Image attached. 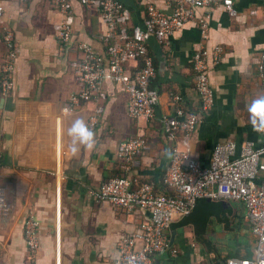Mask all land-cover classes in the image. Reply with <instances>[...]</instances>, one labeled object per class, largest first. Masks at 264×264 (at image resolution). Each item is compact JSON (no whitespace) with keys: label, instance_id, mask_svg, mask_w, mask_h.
<instances>
[{"label":"crops","instance_id":"obj_1","mask_svg":"<svg viewBox=\"0 0 264 264\" xmlns=\"http://www.w3.org/2000/svg\"><path fill=\"white\" fill-rule=\"evenodd\" d=\"M118 1L129 12L125 25L129 32L134 26L143 28L149 5L168 14L173 10L169 0ZM0 5V67L16 51L14 90L6 97L0 92V193L12 207L11 217L0 227V264L114 263L120 241L136 234L149 214L141 210L128 214L94 193L109 179L126 175L118 146L142 138L149 150L137 169L141 182L152 184L158 195L171 194L164 178L174 141L166 133V120L174 115L177 98L186 111L199 108L192 58L202 46H221L223 52L210 69L216 100L191 141L194 157L207 166L219 142L249 140L259 146L264 142V133L253 131L247 112V105L264 94L258 72L264 47L262 0H234L236 17L221 4L200 8L197 19L169 41L148 39L147 54L156 68L151 86L160 93L151 120L132 119L129 96L107 82L102 87L104 100L76 109L69 106L70 97L83 89L76 75L77 46L87 44L109 62L111 40L105 37L107 28L97 10L72 1L73 42L63 47L55 28L65 17L50 0H0ZM201 20L208 23L207 41ZM7 34L12 48L5 44ZM140 65L129 62L126 69L132 75ZM99 108L103 112L94 129L95 149H82L72 157L68 128L78 117L89 123ZM197 203L189 216L171 224L168 242L175 257L168 253L155 258L154 264H226L232 257L254 258L256 240L243 204L210 199ZM31 216L41 224L35 253L24 238V223Z\"/></svg>","mask_w":264,"mask_h":264},{"label":"built area","instance_id":"obj_2","mask_svg":"<svg viewBox=\"0 0 264 264\" xmlns=\"http://www.w3.org/2000/svg\"><path fill=\"white\" fill-rule=\"evenodd\" d=\"M73 0H50L52 8L65 17L56 26L57 40L63 47L73 42L74 22ZM83 8L99 12L101 22L106 26L109 62L97 55L87 44L77 46L80 60L76 64V75L82 91L70 97L71 109L91 101L104 100L102 87L105 82L119 85L129 96V115L132 119L151 120L160 103V93L152 81L156 77L153 58L147 54V41L157 38L167 42L187 23L197 19L200 8H212L221 4L231 17L238 15L234 0H169L173 3L171 13H164L155 5H149L143 21V28L134 26L131 31L125 26L129 20L128 10L118 0H78ZM264 5V0H262ZM3 7L0 5V20ZM203 41L208 39V23L200 21ZM5 44L12 46L11 37L6 35ZM16 52V51H15ZM15 52L0 67V92L6 97L14 90ZM223 48L200 47L193 58L196 90L200 98L199 108L186 111L175 102L174 115L166 120V133L174 146L171 162L165 174L164 183L171 194L158 195L152 184L141 182L137 169L141 158L149 150L142 138H134L118 146V158L126 175L109 179L95 191L101 201L112 203L115 208L132 214L137 210L149 214V221L142 224L131 237L122 239L118 256L113 264H125L127 257L143 255V264H154V259L175 257L168 242V232L175 218L189 216L200 199L225 200L243 204L246 219L256 240L255 256L246 260L229 258L226 264H264V142L259 146L246 140L237 144L228 139L217 143L211 151L207 166H202L193 155L191 141L204 122V115L215 105V91L210 80V69L221 61ZM140 62L134 74H129L126 65ZM258 72L264 79V47L260 51ZM103 110L97 109L89 119L93 129L98 124ZM181 137V139H179ZM181 144V145H180ZM12 215V207L3 193H0V227ZM40 221L31 216L24 223V238L28 249L35 253L39 248ZM164 264V263H162ZM196 264H202L198 262Z\"/></svg>","mask_w":264,"mask_h":264},{"label":"clouds","instance_id":"obj_3","mask_svg":"<svg viewBox=\"0 0 264 264\" xmlns=\"http://www.w3.org/2000/svg\"><path fill=\"white\" fill-rule=\"evenodd\" d=\"M65 111H69L65 109ZM249 113V123L253 131L264 133V94L259 95L247 105ZM70 139L68 151L72 157L79 155L82 149L92 151L96 147L95 132L85 121V119L75 118L67 130ZM146 258L143 255H132L126 258L125 264H143Z\"/></svg>","mask_w":264,"mask_h":264},{"label":"trees","instance_id":"obj_4","mask_svg":"<svg viewBox=\"0 0 264 264\" xmlns=\"http://www.w3.org/2000/svg\"><path fill=\"white\" fill-rule=\"evenodd\" d=\"M212 202H213V201H212ZM212 202H211V203H212ZM197 204H198V203H197Z\"/></svg>","mask_w":264,"mask_h":264}]
</instances>
